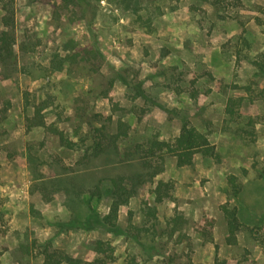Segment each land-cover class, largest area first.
Wrapping results in <instances>:
<instances>
[{
    "label": "rangeland",
    "instance_id": "374dc122",
    "mask_svg": "<svg viewBox=\"0 0 264 264\" xmlns=\"http://www.w3.org/2000/svg\"><path fill=\"white\" fill-rule=\"evenodd\" d=\"M13 12L17 64L0 79V264H42L33 244L45 241L81 260L107 242L109 264H264V77L251 65L263 50L264 0H13ZM3 15L0 7V31ZM21 42L32 51L21 55ZM37 108L51 129L37 125ZM85 114H98L89 121L107 135L96 154ZM185 119L216 159L178 168L166 156L163 172L120 207L116 229L55 226L83 219L88 204L107 214L111 181L147 172L136 146L174 139ZM119 121L126 135L111 145ZM158 181L173 184L161 203ZM225 203L241 224L233 244Z\"/></svg>",
    "mask_w": 264,
    "mask_h": 264
},
{
    "label": "trees",
    "instance_id": "16d2710c",
    "mask_svg": "<svg viewBox=\"0 0 264 264\" xmlns=\"http://www.w3.org/2000/svg\"><path fill=\"white\" fill-rule=\"evenodd\" d=\"M77 1L82 2L83 0ZM0 7L4 12L2 20L3 26L5 27L4 30L0 31V66L3 69V72L6 73V76H0V79H7L10 74H12V71L15 69L17 64L16 54L14 51L16 39L13 31L10 30V28L13 27V0H0ZM18 51L22 55L23 53H27L32 50L21 42L18 44ZM251 65L255 68L258 75L264 77V41L263 50L255 55L254 59L251 60ZM62 67V62H58L52 69L58 72L62 70ZM121 80L124 81L122 78ZM135 88L138 95L146 100L144 92L141 89V85H138ZM102 97L108 98V94L104 93L102 94ZM230 103H232V99H228L226 103V112L228 116L234 115L233 110L230 108ZM35 113V115L39 117L37 125H41L46 128L47 126H45L38 108L35 110ZM167 113L169 114L171 111H168ZM85 116V118L81 117L82 119H85L84 121L79 118L80 122L82 121L87 126L91 125L92 128L93 124L89 120L96 118L98 114H85ZM124 126L125 124L121 121L118 122L116 134L110 136V140H108L111 145H114L118 138L126 135ZM51 127L52 125L48 126L47 129H51ZM52 133L58 134L61 145H65L70 149L75 147V144L72 141L63 138L61 131H58L55 128ZM91 133L93 141L90 146V150H93L94 154H96L102 149V147H104L102 143L106 141L107 135L104 133L102 126L96 128L93 127L91 129ZM136 147V152L139 153L140 160L143 163V167L147 169V172L144 175L141 174L129 179V181L126 180L125 177L116 178L111 181V204L109 206L108 213L104 216H100L96 210L91 208L88 204V210L83 219L73 217L67 222L55 224L59 230L81 229L90 231L97 226L107 227L108 229H116V220L120 207L128 204L129 200L136 194L137 188L141 184L152 182L157 175L163 172V164L166 156L174 157L178 168L191 166L197 155L211 159H216L217 157L216 147L209 142L205 134L195 129L186 119L182 120L179 134L174 139L165 141L151 138L145 145ZM228 184L230 188L229 195L236 198L240 192V186L236 183V178L234 176H230ZM172 188L173 184L171 182L158 181L153 190L155 202L161 203L170 198ZM89 196L91 198L100 197L99 187L96 186L90 192ZM220 209L228 227L229 242L230 244H233L235 234L241 227L236 210L235 208H229L227 203L221 205ZM151 211L152 209H149V213L152 214ZM151 214L149 215L151 216ZM181 219L182 216L180 213H177L170 218L168 221V225L171 227L170 233L175 231L180 225ZM92 244L94 245L95 253L98 254V256L92 260H81L70 257L59 249L54 248L48 241L42 243L34 242L33 246L37 249L38 255L42 256V264H109L114 261L113 249L110 247L109 243L95 241Z\"/></svg>",
    "mask_w": 264,
    "mask_h": 264
}]
</instances>
